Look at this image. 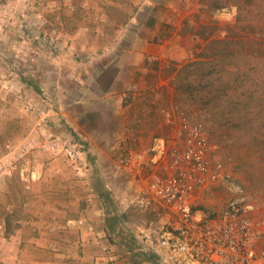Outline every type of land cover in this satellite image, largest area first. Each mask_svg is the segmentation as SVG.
I'll list each match as a JSON object with an SVG mask.
<instances>
[{
  "label": "rangeland",
  "instance_id": "obj_1",
  "mask_svg": "<svg viewBox=\"0 0 264 264\" xmlns=\"http://www.w3.org/2000/svg\"><path fill=\"white\" fill-rule=\"evenodd\" d=\"M104 2L0 0L3 237L40 217L37 205L44 201L37 197V183L57 174L55 162L92 163L93 185L107 194L99 199L109 215L112 264H161L145 250L143 235H155L163 220L131 205L148 172L144 167L139 174L122 162L135 156L130 144L150 116L156 119L145 134L150 146L154 138L172 135L181 116L201 122L208 132L216 180L195 192L194 210L217 213L230 200L242 199L264 230V61L252 63L245 55L264 57V0H199L202 21L181 29L195 36L186 56L149 60L172 72L173 80H161L166 89L144 92L111 83L113 65L89 70L85 57L67 53L72 33L103 24ZM195 60L204 61L202 71L189 68ZM257 88L260 94L251 97ZM145 96L150 100L142 103Z\"/></svg>",
  "mask_w": 264,
  "mask_h": 264
},
{
  "label": "crops",
  "instance_id": "obj_2",
  "mask_svg": "<svg viewBox=\"0 0 264 264\" xmlns=\"http://www.w3.org/2000/svg\"><path fill=\"white\" fill-rule=\"evenodd\" d=\"M103 1V12L98 13L100 19L104 18L100 20L103 24L72 33L67 53L85 57L89 70L100 72L113 65L111 83L120 88L142 92L152 86L166 89L160 84H170L173 73L149 60L157 57L173 62L186 56L195 36L181 29L202 21L199 0ZM148 63L153 67L144 66ZM149 100L145 96L142 103ZM122 120L124 125L125 118ZM155 121L153 116L142 120L139 138L130 144V151L143 168L150 147L146 131ZM54 164L57 174L37 183V197L44 201L37 205L40 217L26 222L8 238L0 229V264H107L106 258L112 255L114 245L107 238L109 215L99 199L101 191L93 185L92 163L85 167L70 162ZM69 220H81L83 224L70 227Z\"/></svg>",
  "mask_w": 264,
  "mask_h": 264
},
{
  "label": "built area",
  "instance_id": "obj_3",
  "mask_svg": "<svg viewBox=\"0 0 264 264\" xmlns=\"http://www.w3.org/2000/svg\"><path fill=\"white\" fill-rule=\"evenodd\" d=\"M165 122L174 124L169 114ZM173 128L172 135L153 139L147 151L148 176L131 201L134 210L163 220L155 235H143L145 250L161 264H264V230L253 221L252 205L232 199L217 213L194 210L195 192L216 180L212 146L201 122L181 116ZM134 157L123 165L140 174L143 167L133 164ZM82 224L67 222L70 227ZM107 259L114 262L112 255Z\"/></svg>",
  "mask_w": 264,
  "mask_h": 264
},
{
  "label": "trees",
  "instance_id": "obj_4",
  "mask_svg": "<svg viewBox=\"0 0 264 264\" xmlns=\"http://www.w3.org/2000/svg\"><path fill=\"white\" fill-rule=\"evenodd\" d=\"M236 8L238 9V6ZM238 21H239V19H238ZM224 43H226V42H223V44ZM244 53H247V52H244ZM245 55H248L249 56V59L252 60L251 61L252 63H255L256 61H261V60L264 61V57H258V56L254 55L252 53L245 54ZM190 64L191 65H190L189 68H192V70L195 71V72L202 71V67L201 66H203V67L205 66V63L202 60H195V61H192ZM254 66H255L254 64H251V70H253V72L256 75V74H258V69L256 67H254ZM263 75H264V73H263ZM257 85H258V83H257ZM255 86H256V84H255ZM259 90H260V88H257L256 90H253L252 93H251V95H252L251 97H254L255 95H259L260 94L259 93ZM104 192L105 191H102L101 194L106 196L107 194L104 193Z\"/></svg>",
  "mask_w": 264,
  "mask_h": 264
}]
</instances>
